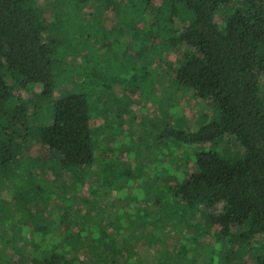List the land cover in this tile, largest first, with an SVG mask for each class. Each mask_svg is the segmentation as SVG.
Returning <instances> with one entry per match:
<instances>
[{
  "label": "rangeland",
  "instance_id": "rangeland-1",
  "mask_svg": "<svg viewBox=\"0 0 264 264\" xmlns=\"http://www.w3.org/2000/svg\"><path fill=\"white\" fill-rule=\"evenodd\" d=\"M50 1L54 11L46 13L47 41L57 49L54 90L44 97L32 83L15 89L11 101L26 104L28 110L36 102L38 113L21 128L7 113L0 121V128L13 127L21 136L0 133V146L6 143V155L12 151L6 163L0 161V240L5 232L28 247L27 241L54 243L65 231L72 237L89 236L81 255L89 264H256L258 236L248 243L237 237L217 239L221 227L211 214L218 207L189 206L165 181L171 129H195L218 112L193 90L178 89L174 69L186 50L161 45L157 25L146 24L147 16L138 21V16L119 10L114 15L106 8L89 15L80 0H69L68 6L67 0ZM161 3L152 0L149 10ZM223 13H217V22ZM72 90H82L88 99L95 157L102 159L96 171L56 169L57 156L43 157L38 142L40 126L52 117L53 102ZM170 152L175 158L184 156L175 148ZM74 180L80 184L70 185ZM14 254L10 240L3 239L0 255L12 259Z\"/></svg>",
  "mask_w": 264,
  "mask_h": 264
},
{
  "label": "trees",
  "instance_id": "trees-1",
  "mask_svg": "<svg viewBox=\"0 0 264 264\" xmlns=\"http://www.w3.org/2000/svg\"><path fill=\"white\" fill-rule=\"evenodd\" d=\"M42 1L0 0V121L7 113L19 128L36 117L38 104L32 103L28 110L26 104L11 101L15 89L32 83L41 88L40 96L48 97L55 85L57 49L47 41L50 20L46 15L54 6L50 0ZM80 1L89 15L106 8L105 12L114 15L119 10L138 16V21L147 16L146 24L157 25L161 45L186 50L174 69L178 89L193 90L197 99L210 101L218 112L216 118L195 129H171L169 155L164 158L168 163L165 181L189 206L218 207L211 214L212 221L221 227L217 239L237 237L248 243L258 236L256 264H264V0H161L152 10V0ZM120 2H124L121 8ZM221 10L223 20L219 23L216 15ZM104 113L109 115L106 110ZM91 117L82 90H72L53 102L52 117L40 126L38 142L46 153L43 157L54 160L57 156L56 169L96 171L100 166ZM113 121L111 128L116 123ZM0 133L21 137L13 127L0 128ZM205 144L210 147L199 149ZM6 146L5 142L0 146L3 163L12 157V151L6 155ZM10 148L12 143L8 153ZM172 148L184 156L175 158ZM79 184L78 180L70 183ZM67 215L63 217L67 219ZM69 234L65 231L54 243L47 239L41 245L27 241V247L23 239L14 240L3 232L0 242L10 240L15 254L12 259L0 255V264H89L81 256L89 236ZM92 247L97 252L100 249L101 256L106 254L100 245Z\"/></svg>",
  "mask_w": 264,
  "mask_h": 264
}]
</instances>
